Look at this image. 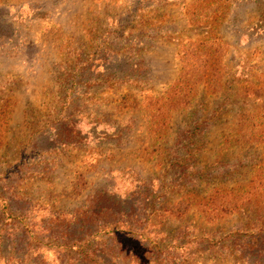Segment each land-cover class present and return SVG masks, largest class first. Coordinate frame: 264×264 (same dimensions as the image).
Listing matches in <instances>:
<instances>
[{
	"label": "rangeland",
	"instance_id": "1",
	"mask_svg": "<svg viewBox=\"0 0 264 264\" xmlns=\"http://www.w3.org/2000/svg\"><path fill=\"white\" fill-rule=\"evenodd\" d=\"M106 194L109 264H264V0H0V264H96L52 219Z\"/></svg>",
	"mask_w": 264,
	"mask_h": 264
},
{
	"label": "trees",
	"instance_id": "2",
	"mask_svg": "<svg viewBox=\"0 0 264 264\" xmlns=\"http://www.w3.org/2000/svg\"><path fill=\"white\" fill-rule=\"evenodd\" d=\"M7 201L10 202H6L5 209L3 210L4 212L9 207L15 205L13 204V202L20 205H30L27 203V201L16 200V197ZM129 205V199H123L122 197L113 194H106L100 196L97 199H91L90 204H84L74 210L63 211L61 212V214L55 215L56 217L52 219L53 226L51 227V229L53 231V234H57L58 238L61 239V246L65 248L62 252L67 253L68 249L76 248V250L79 252L78 255L82 256L81 258L83 260L94 262V260L98 259L95 261L96 264H109V262L112 260H109L108 258H113L115 253L112 254L111 252H109L110 250H105L107 248L105 246V242L107 241L103 240L102 236L97 237L96 235L98 234H95L94 231L96 228L103 227V230H110L109 234H115L122 230L130 235H138L136 229L139 226H137V222H134V220L131 221L129 219L131 213H133L128 211V209H130L128 208ZM15 207L17 209L21 208V206ZM125 211H127L128 213L125 214ZM122 223L125 225L124 227L127 230L119 229L121 226H123ZM23 224L24 225H18L13 228V238H5L2 236V238L0 239L1 252H3L4 248V245L1 241H6L12 238L15 245V247L12 248V252L16 255H19L18 251H20L25 246L26 242L28 243L27 240L29 238L33 237H26V235L24 236V231L23 234L19 233V231H22L21 228H24L26 225L25 223ZM118 225L121 226L118 227ZM27 229L26 232L29 233ZM160 233H165V230H161ZM98 239L99 241L95 242ZM157 240L158 243L156 242L151 248V251H153L154 255V251L160 248V239ZM92 242L96 243V248L94 249L91 248ZM162 260H166V257Z\"/></svg>",
	"mask_w": 264,
	"mask_h": 264
}]
</instances>
